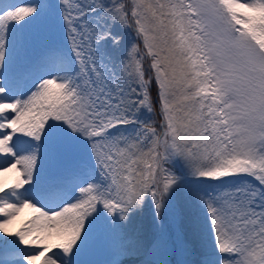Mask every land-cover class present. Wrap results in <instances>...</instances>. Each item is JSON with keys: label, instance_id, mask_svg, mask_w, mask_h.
<instances>
[{"label": "snow or ice", "instance_id": "obj_1", "mask_svg": "<svg viewBox=\"0 0 264 264\" xmlns=\"http://www.w3.org/2000/svg\"><path fill=\"white\" fill-rule=\"evenodd\" d=\"M0 217V264H264V0H0Z\"/></svg>", "mask_w": 264, "mask_h": 264}, {"label": "rangeland", "instance_id": "obj_2", "mask_svg": "<svg viewBox=\"0 0 264 264\" xmlns=\"http://www.w3.org/2000/svg\"><path fill=\"white\" fill-rule=\"evenodd\" d=\"M18 3H22L23 0H17ZM118 28V31H116V33L118 32L120 35H122L124 37V46L127 47L129 43L131 42H134L133 41V37H134V33H132L130 30L126 29V28H123L119 25L116 26ZM116 28V29H117ZM155 97H156V89H155ZM155 97L153 99H155ZM144 117H147L148 116V113L145 112L143 114ZM143 118V117H142ZM9 176L6 177L5 179L7 180V182L10 184L12 182V180L14 179L15 177V173H11V174H8ZM35 215H37L36 213L32 212L31 209H25L23 211L20 212V214L18 215L16 221L14 222L12 228L15 229V228H19V227H22L24 226V224L31 220ZM3 217H0V219H2ZM144 221H146V219H140L138 220V224H142ZM55 251V250H54ZM97 258H102L101 256L98 255ZM35 264H39V261H36Z\"/></svg>", "mask_w": 264, "mask_h": 264}, {"label": "bare ground", "instance_id": "obj_3", "mask_svg": "<svg viewBox=\"0 0 264 264\" xmlns=\"http://www.w3.org/2000/svg\"><path fill=\"white\" fill-rule=\"evenodd\" d=\"M117 27H115V28H113V31L114 32H116V31H118V28L116 29ZM118 33V32H117ZM8 174H11V173H8ZM8 174H6V177H8L9 175ZM5 177V178H6ZM142 226H144L145 228H148L150 225L148 224V221L146 220V221H144L142 224H141Z\"/></svg>", "mask_w": 264, "mask_h": 264}]
</instances>
